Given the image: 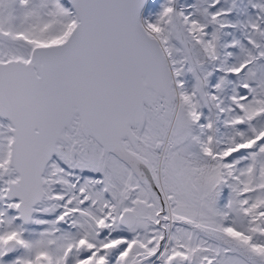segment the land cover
Wrapping results in <instances>:
<instances>
[{"label": "snow or ice", "instance_id": "snow-or-ice-1", "mask_svg": "<svg viewBox=\"0 0 264 264\" xmlns=\"http://www.w3.org/2000/svg\"><path fill=\"white\" fill-rule=\"evenodd\" d=\"M0 264H264V0H0Z\"/></svg>", "mask_w": 264, "mask_h": 264}]
</instances>
